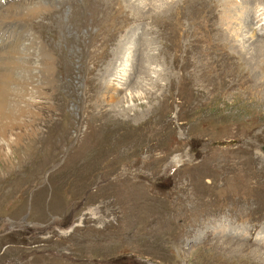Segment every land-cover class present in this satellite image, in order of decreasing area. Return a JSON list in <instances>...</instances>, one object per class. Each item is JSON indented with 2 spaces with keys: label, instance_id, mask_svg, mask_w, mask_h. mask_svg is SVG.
I'll return each instance as SVG.
<instances>
[{
  "label": "rangeland",
  "instance_id": "obj_1",
  "mask_svg": "<svg viewBox=\"0 0 264 264\" xmlns=\"http://www.w3.org/2000/svg\"><path fill=\"white\" fill-rule=\"evenodd\" d=\"M132 1L66 0L0 47V264H264V0ZM117 43L105 98L88 53Z\"/></svg>",
  "mask_w": 264,
  "mask_h": 264
},
{
  "label": "bare ground",
  "instance_id": "obj_2",
  "mask_svg": "<svg viewBox=\"0 0 264 264\" xmlns=\"http://www.w3.org/2000/svg\"><path fill=\"white\" fill-rule=\"evenodd\" d=\"M72 1V0H71ZM126 1H132V0H126ZM141 1V3L142 2H145L146 4L145 5H150V2H148L149 0H140ZM140 1L138 0V1H136L137 2V4H140ZM154 2L155 0H151V2ZM160 1V0H159ZM248 1V0H247ZM262 1V0H261ZM13 2V1H12ZM11 2V4H9V6H8V8H6L5 10H2V11H0V47H7V45H8V43L10 42L9 41V39L11 38V37H13V33L14 32H20V29L21 28H25V24L23 23V19H26V18H31V19H34V18H36V17H38V16H41V15H44L45 17H49L50 16V14H51V12L53 11V10H55V9H57V8H59L63 3H65L66 2V0H37V2L35 3V4H32V5H30V4H27V3H25V0H16L15 2H13L12 3ZM133 2V1H132ZM131 3V2H130ZM160 3H162L161 1H160ZM88 4H86L85 3V7L87 6ZM131 5V4H130ZM141 5V4H140ZM153 5V4H152ZM152 5H151V7H152ZM89 6V5H88ZM87 6V7H88ZM110 6V5H109ZM144 6V5H143ZM153 6H155V5H153ZM158 6V10H157V14H158V16L159 15H165V12H166V8H168V6L167 7H162V5L160 6V4L159 5H156V7ZM115 7H116V5H115ZM137 7H138V5H137ZM160 7H162V8H160ZM116 8H118V7H116ZM85 9V8H84ZM110 11V10H109ZM137 13H139V14H142V11H140V10H138L137 9ZM42 13V14H41ZM146 13H148V14H150V15H152V13L149 11V12H146ZM108 14V13H107ZM157 16V15H156ZM155 16V17H156ZM137 19V18H136ZM155 19V18H154ZM27 20V19H26ZM81 20H83V19H81ZM102 20H103V18H102ZM72 21V20H71ZM80 22V21H79ZM243 24V23H242ZM251 24V23H250ZM74 26V25H73ZM55 27V26H54ZM63 27V26H62ZM244 27H245V25H244ZM60 28V27H59ZM74 28H75V26H74ZM246 28H247V25H246ZM252 29V30H251ZM56 31H57V29H56ZM70 31V30H69ZM253 31V32H252ZM254 31L255 30H253V28L251 27V25L249 26V28H247V32L249 33V37L250 38H253V36L255 35L254 34ZM262 31V30H261ZM22 32V34H24V35H27V36H31V42L32 43H34L36 46H35V50L37 51V53L39 54V56L37 55L36 56V59L38 58V61L36 62V64L38 63V67H32V71H35L36 72V74H37V76H35V77H38V74L39 75H41L42 76V78L44 77L43 76V74H47L48 72H49V70H52L53 69V65H54V62H55V60L53 59V53H52V51H51V54H50V52L44 47V45L41 43H39L38 41H37V39L33 36V35H31V32H29V31H27L26 29H24V33H23V31H21ZM244 37H246L245 39H249V37H248V35L247 34H245V36ZM5 39H7V41H5ZM91 39H92V41H90V43H93L94 42V36H92L91 37ZM12 43V42H11ZM104 43L106 44L107 42L106 41H104ZM252 45H253V48L255 47V45L252 43ZM92 46V45H91ZM124 45L123 44H120V43H117L116 45H114V46H112L111 48H110V50L108 51V50H106V47H105V50L103 51V53L102 54H100L99 55V53L98 54H96V56H95V52H94V49L92 50V48H90L91 49V51L88 53V59L93 63V66L95 67H93L94 69H90V75L92 76V77H94V78H100L101 77V79L102 80H104V81H102L101 82V85H103V88H105V90L103 91V96H105V98H107V97H113L114 96V91L115 92H118L119 90H120V86L118 87V88H112V89H110L111 87L109 86V82H108V80L106 81V78H107V76H110V75H116V73H118L117 72V70H116V68H115V66L112 64V63H114V62H111V61H115L116 60V58H118V53H120V52H122V53H124V47H123ZM142 46H144V44H142ZM264 46V41L263 40H259L258 42H257V47H263ZM93 47V46H92ZM138 47V43H135V45L133 46V45H131L130 47H128V48H132V49H136ZM154 47V46H153ZM127 48V49H128ZM109 49V48H108ZM126 49V50H127ZM256 49V48H255ZM129 50V49H128ZM4 51V50H3ZM107 51H108V53H107ZM10 52V51H9ZM8 52V53H9ZM7 53V52H6ZM14 53V52H13ZM18 53V52H17ZM16 52H15V55L17 54ZM105 53L107 54V55H105ZM92 54H93V56H92ZM111 55V58L108 56V55ZM140 55L138 56V60H141L140 61V63L142 64V59L143 58H145L143 55H142V52L141 53H139ZM5 55V54H4ZM18 55V54H17ZM20 55V54H19ZM17 56V57H14L13 58V55H11V56H9V57H11V64L13 63V64H20V63H22L21 61H20V57H22L21 55L20 56ZM53 55V56H52ZM3 56V55H2ZM28 56V55H27ZM96 58H95V57ZM109 57L110 58V60L109 61H105L104 62V57ZM5 57H7V56H5ZM5 57H3V58H1V62H0V64H2V65H0V68H8L9 69V67H7L8 65H7V62H9V61H5V60H7V59H5ZM32 58V57H31ZM5 59V60H4ZM9 59V58H8ZM13 59V60H12ZM29 59H30V57H29ZM43 59V61H42V63H39V62H41V60ZM150 59H152L151 57H149V60ZM4 60V61H3ZM25 61V60H24ZM86 61V60H85ZM110 62H111V64H110ZM12 64V65H13ZM26 64V63H25ZM141 64H140V67H141ZM21 65V64H20ZM9 66H11V65H9ZM15 66V65H14ZM13 66V67H14ZM26 66V65H25ZM12 67V66H11ZM18 67H20V66H18ZM17 67V68H18ZM16 68V69H17ZM47 69V71L45 70V71H42L41 72V70L42 69ZM129 68L131 69V70H135V68L136 67H133L132 66V64H130V66H129ZM128 68V69H129ZM12 69H14V68H12ZM15 70V69H14ZM14 70H12L13 72H14ZM133 70V71H134ZM11 71V70H10ZM31 71V72H32ZM30 72V73H31ZM10 73V72H9ZM9 73L7 72V75H5V77H7L8 79H11V78H15V76H9ZM52 74H53V72H52ZM3 75V76H4ZM159 75V74H158ZM33 77V76H32ZM105 77V78H104ZM7 78H2L1 79V81L3 82H6L7 81ZM45 78V77H44ZM30 79V78H29ZM36 79H40L39 77L38 78H36ZM37 81V80H36ZM126 81V80H125ZM25 83H29V81L27 80V81H25ZM38 85V84H37ZM100 85V86H101ZM121 86H123V84L121 85ZM34 89L36 90V91H38L37 90V88L34 86ZM33 89V90H34ZM35 92V91H34ZM41 93V92H40ZM36 97H38V96H36ZM121 100V99H120ZM32 102V101H31ZM117 104V103H116ZM86 107V106H85ZM86 108H88V107H86ZM27 106H25L24 107V109L22 110V112L24 113V112H26L27 111ZM7 115V112H6V110L5 109H3V106H2V103L0 102V126L2 125V124H6L7 123V119H8V117H9V119L11 118H13V117H15L14 115H16V113H14V114H12V115H10V116H6ZM15 119H16V117H15ZM16 122V121H15ZM229 235V234H228Z\"/></svg>",
  "mask_w": 264,
  "mask_h": 264
},
{
  "label": "water",
  "instance_id": "obj_3",
  "mask_svg": "<svg viewBox=\"0 0 264 264\" xmlns=\"http://www.w3.org/2000/svg\"><path fill=\"white\" fill-rule=\"evenodd\" d=\"M262 151L264 152V146H262Z\"/></svg>",
  "mask_w": 264,
  "mask_h": 264
}]
</instances>
